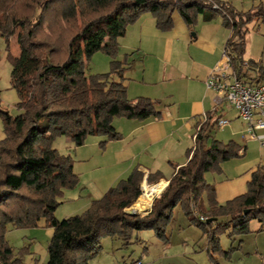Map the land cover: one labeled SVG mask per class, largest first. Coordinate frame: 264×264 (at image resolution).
Returning <instances> with one entry per match:
<instances>
[{
	"label": "trees",
	"instance_id": "obj_1",
	"mask_svg": "<svg viewBox=\"0 0 264 264\" xmlns=\"http://www.w3.org/2000/svg\"><path fill=\"white\" fill-rule=\"evenodd\" d=\"M174 13L188 29H194L200 18L203 22L220 18L229 31L226 45L234 63L247 61L263 77L261 63L245 59L247 25L264 24L262 3L242 12L221 0H0V37L6 43L15 37L20 51L15 57L6 50L18 114L0 109L4 135L0 141V264H26L29 255L28 249L16 252L9 245L8 226L32 229L40 220L52 230L44 264H90L100 253L103 239L119 240L126 247L134 232L152 231L167 242L166 229L176 207L202 231L212 261L221 254L229 259L234 251L221 249L222 234L231 240L242 237L250 232L252 220L264 227V163L251 173L245 193L224 204L218 203L215 186L205 179L208 173L221 175L222 164L241 158L245 151L234 141L213 138L223 117L219 111L207 113L206 121L195 125V130L200 128L186 151L185 165L174 167L147 215L124 213L142 195L144 174L134 168L81 214L62 221L54 216L67 201L64 193L79 184L71 156L53 148L57 139L64 138L77 148L87 137L97 136L104 139L99 143L104 148L122 137L113 127L114 120L162 117L160 101L128 98L124 75L129 63L127 56L117 60V40L143 15L155 20L158 31L168 32ZM97 52L111 59L110 70L86 76ZM160 180L159 172L150 173L147 185ZM211 219L215 221L208 224Z\"/></svg>",
	"mask_w": 264,
	"mask_h": 264
},
{
	"label": "crops",
	"instance_id": "obj_2",
	"mask_svg": "<svg viewBox=\"0 0 264 264\" xmlns=\"http://www.w3.org/2000/svg\"><path fill=\"white\" fill-rule=\"evenodd\" d=\"M221 1L233 5L230 0ZM172 18L173 28L160 32L156 29L155 20L150 15H143L117 40L118 54L127 56L129 63L124 75L128 98L143 97L160 101L163 105L162 117L146 121L114 120L113 127L122 137L108 142L102 152L97 149L98 141L89 144L94 149L92 153H87L85 147H74L64 138L53 143L55 150H66L69 154L74 151L75 156H79V163L87 162L85 167L79 164L77 169L73 163L79 185L71 193H64L66 203H80L78 208L82 212L120 180L126 179L134 168L143 172L142 185L146 187H153L147 185L148 175L159 172L161 180L154 186L164 183V190L174 173V167L179 168L186 163L185 154L193 146L195 125L203 115L213 111L215 95L206 90L205 81L221 60L229 31L222 26L220 18L210 22H203L200 18L194 29H188L177 13ZM2 91L6 94L0 91V109L6 110L4 105L15 108L18 97L10 84ZM234 119H237L236 115ZM230 130L232 137L241 138L231 141L245 148L242 152V157H245L246 141H242L241 132L234 128ZM3 139L1 126L0 141ZM100 152L101 158L97 155ZM241 162L234 168L238 177L214 184L219 204L245 193L251 173L264 163L257 158ZM160 194L152 198L146 213L150 212L153 199L159 198ZM70 215L65 217L69 218ZM259 232L264 234L261 225ZM242 237H237L240 241L234 249L242 248ZM259 250L257 242L255 253L258 254ZM28 260L27 263L32 264V259Z\"/></svg>",
	"mask_w": 264,
	"mask_h": 264
},
{
	"label": "rangeland",
	"instance_id": "obj_3",
	"mask_svg": "<svg viewBox=\"0 0 264 264\" xmlns=\"http://www.w3.org/2000/svg\"><path fill=\"white\" fill-rule=\"evenodd\" d=\"M230 1L237 10L242 11H248L252 9L253 6H258L260 3L264 5V0ZM7 48L13 56H19L20 51L15 37L11 38L9 43H6V41L0 37V91L4 94H6V92L2 90H4L7 85L9 86L11 73V65L6 60ZM125 57L126 56L123 57V55L119 53L117 60H123ZM245 59L260 62L264 68V24H261L260 22L254 21L247 25ZM110 61L111 59L105 53H95L87 65L85 71L86 76L109 72ZM246 74L251 77L255 76L251 71H246ZM3 107L6 108L12 116L18 114L14 107H9L7 105H4ZM219 112L223 115V119L232 120V122L222 129L216 127L214 132H212L213 138L223 143H227L231 140H241V138L232 137L230 134V129L234 128L236 131L241 132V137L242 135H245V127L243 123L239 119H234L236 112L227 108H225L224 111L219 110ZM102 140H104L102 137L89 136L81 147H85V151L90 153L91 151H94V149H91L89 144L93 141H98L100 143ZM242 141H246V156L235 158L223 163L221 175L211 173L206 174L205 179L209 184L214 185L219 181L238 177L237 171L234 168L235 165L242 163L241 161L246 162L257 158L261 160V163L264 162V152L259 148L257 141L249 139H243ZM67 143L69 142L67 141ZM99 143L97 144V149L102 152L105 147L101 148ZM59 152L64 155H70L73 159V163H75L76 169L79 167L78 165L81 164L78 162L79 156L76 157L74 151H72L71 154L66 150ZM101 152L97 154L99 155V158H101ZM81 165L85 167L87 162ZM74 190H68L66 193H71ZM143 194L144 192H142V195ZM65 197L67 196H64V199L66 200ZM138 200L132 205V208ZM65 203L64 205L62 204L54 214L58 221L64 220L67 214H72L69 216L71 217L82 213L78 208L81 205L80 203ZM67 211L69 212L66 213ZM260 225L261 223L257 220H252L248 226L250 232L242 237L244 240L243 243H241L242 248L234 249L230 254L229 259H226L224 255L221 254L216 256V261H212L206 254V239L202 231L197 227L190 225L181 209L176 207L173 211L172 219L166 229L167 242H162L157 239L152 231L134 232L130 245L126 247H123L122 242L119 240L105 238L101 241L100 253L90 261V264H132L134 262H141L142 264H257L259 258L264 259V234L259 232ZM51 235L52 230L45 227L44 220H40L38 226L32 229L18 230L8 226L6 239L16 252H19L22 249L29 250V255L25 257L26 264L29 263L28 259H32V264H44L47 260L46 249ZM239 241L240 240L237 237H235L234 241H231L227 234H222L220 236L221 249L226 251L231 247L236 248ZM257 242L260 249L258 254L255 253Z\"/></svg>",
	"mask_w": 264,
	"mask_h": 264
},
{
	"label": "built area",
	"instance_id": "obj_4",
	"mask_svg": "<svg viewBox=\"0 0 264 264\" xmlns=\"http://www.w3.org/2000/svg\"><path fill=\"white\" fill-rule=\"evenodd\" d=\"M246 71H251L255 76H248ZM205 87L214 96V108L212 112L224 111L225 108L236 112L244 127L245 135L242 138L257 141L259 148L264 152V76L260 78L257 70H251L247 61L243 64L234 63L232 52L224 46L219 64L210 72ZM206 121L203 115L202 122ZM230 124L229 120L220 118L217 122L218 128H224ZM196 128L193 135L199 131ZM194 211V215L197 213ZM200 221H205L199 217ZM132 264H142L134 262ZM261 264H264L262 259Z\"/></svg>",
	"mask_w": 264,
	"mask_h": 264
},
{
	"label": "bare ground",
	"instance_id": "obj_5",
	"mask_svg": "<svg viewBox=\"0 0 264 264\" xmlns=\"http://www.w3.org/2000/svg\"><path fill=\"white\" fill-rule=\"evenodd\" d=\"M165 184L162 183L160 185L154 186V187H146L143 186V192L144 194L140 197L138 202L134 205L132 211L136 213H145L149 207L151 199L157 195L160 194L162 189L164 188Z\"/></svg>",
	"mask_w": 264,
	"mask_h": 264
},
{
	"label": "water",
	"instance_id": "obj_6",
	"mask_svg": "<svg viewBox=\"0 0 264 264\" xmlns=\"http://www.w3.org/2000/svg\"><path fill=\"white\" fill-rule=\"evenodd\" d=\"M143 185L141 184V186H140V189H141V192H143ZM132 206L130 207V208H128V209H126L125 211H124V213L126 214V215H129V216H132V217H136V216H143L144 214H148L149 212H145V213H143V214H139V213H136V212H134V211H132ZM215 221V219H211V220H208L207 221V223L208 224H210V223H213Z\"/></svg>",
	"mask_w": 264,
	"mask_h": 264
}]
</instances>
